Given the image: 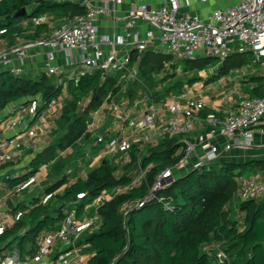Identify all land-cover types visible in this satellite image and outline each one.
<instances>
[{"label":"trees","instance_id":"trees-1","mask_svg":"<svg viewBox=\"0 0 264 264\" xmlns=\"http://www.w3.org/2000/svg\"><path fill=\"white\" fill-rule=\"evenodd\" d=\"M24 8L27 15L15 18ZM85 13L84 7L70 0H0V40L13 45L20 37L41 39L49 36L52 29L49 23L36 24L39 19L50 16L58 23ZM247 54H232L221 64L217 58L190 61L177 84L157 94L181 95L186 85L193 87L204 81L199 75L203 71L217 68L214 76L218 79L229 77L232 71L243 66ZM136 59L135 53L132 62ZM171 59L169 55L147 52L139 66L145 85L155 90L157 84L173 80L175 71L170 70L165 75L166 63ZM174 68L173 65L172 70ZM102 78V72L96 71L82 76L75 81L77 84L74 80L68 82L69 97L63 101L51 143L27 167L29 173L5 181L7 190L15 193L43 167L48 169L49 185L39 189L41 195L24 202L20 196L28 187L14 194L16 210L11 214L22 212L23 215L0 235V256L4 257L13 248H18L23 255L33 253L42 236L61 227L71 208L84 216L85 206L91 205L96 197L130 185V178L124 175L132 165L122 161L125 154L108 159V164L104 159L86 160V155L96 147V139L88 132L90 115L103 105L110 92L121 91L116 88L119 77ZM208 80L215 81V78L208 77ZM253 80H264V77ZM132 87L130 96L135 97L140 87ZM64 90L63 85L46 73L29 78L3 72L0 74V110L9 104L35 98H41L46 107L52 100H59ZM249 96L263 97L264 84L257 82ZM209 113L219 115L208 108L205 114ZM184 146L180 139H167L141 153L142 166L148 170L146 182L130 187L128 192L100 209L101 226L93 233H86L81 241L86 245L84 253L90 256L87 264H264V199L236 202L238 179L264 171V161L197 168L176 178L174 184L159 192L163 202L152 201L141 208L124 211V204H137L148 195L160 173L178 165ZM138 154L136 146L127 152L133 162ZM77 160L82 164L77 165ZM71 168L74 171L68 175L67 170ZM70 179L74 180L68 184ZM82 194L86 196L79 200ZM16 198H19L17 203ZM206 247L221 250L227 261L208 254Z\"/></svg>","mask_w":264,"mask_h":264},{"label":"built area","instance_id":"built-area-1","mask_svg":"<svg viewBox=\"0 0 264 264\" xmlns=\"http://www.w3.org/2000/svg\"><path fill=\"white\" fill-rule=\"evenodd\" d=\"M70 1L84 7L86 13L66 19L54 31L49 40L52 48L49 61L54 60L58 50H64L68 54V64H76L79 72L63 77L59 67L48 63L43 73L59 76L57 83L64 87L70 80L77 82L85 74L96 71L102 72L103 80L108 75L119 76L116 88L121 91L110 92L103 105L90 115L88 132L96 139V147L111 137L99 157L93 159L94 162L125 154L122 161L132 165L124 175L130 178V185L96 197L91 205L85 206L84 216H79L77 210L71 208L61 227L42 236L33 253L23 255L18 248H13L0 257V264H87L86 245L81 242L83 236L99 229V211L106 203L125 194L130 187H139L146 182L148 170L142 166L141 153L149 146L176 138L185 145L178 165L160 173L148 195L137 204H124V211L141 208L152 201L163 202L159 192L174 184L178 170L187 168L189 160L200 150L202 155L193 170L219 164L222 157L236 147L251 145L255 129L264 134V96L232 101L234 107L226 114H205L210 107L202 93L195 97L190 92L192 88L188 90L186 85L181 95H158V92L163 93L166 84H157L152 90L140 77L139 67L147 52L169 55L177 62L204 58H217L223 62L235 52L251 54L259 63L264 61V0H241L225 11L211 13L207 19L198 14L182 13L183 9L192 7V0H161L162 5L158 7L135 0L129 17L121 18L122 25L119 26L116 23L119 21L118 10L126 0ZM108 20L112 21V33L100 38V23ZM148 26L150 28H145ZM237 42L240 44L238 48ZM135 53L137 59L132 62ZM27 59L26 50L0 51V74L22 75ZM133 85L143 89L140 93L135 92V97L130 96ZM61 102L60 98L47 104L48 113H57ZM40 107L28 108L19 104L10 108L8 113L0 110V122L18 114L30 115L36 120ZM41 124L47 127L46 122ZM11 126L18 128L19 132L0 140V177L6 180L15 177L8 174L5 166L25 163L27 151L39 150V139L34 129L22 120H14ZM133 146L140 152L135 162L127 156ZM89 156L86 155V160ZM81 164L78 160L77 165ZM73 171L74 168L68 169L67 174L71 175ZM34 180L31 179L15 193L32 185ZM73 180L70 179L68 184ZM15 193L9 191L0 197V235L23 215L22 212L11 214L8 210V202L13 200ZM85 196L79 195L78 199ZM236 196L242 202L264 199V181L259 177H240ZM205 251L227 261V256L219 249L206 247Z\"/></svg>","mask_w":264,"mask_h":264},{"label":"crops","instance_id":"crops-1","mask_svg":"<svg viewBox=\"0 0 264 264\" xmlns=\"http://www.w3.org/2000/svg\"><path fill=\"white\" fill-rule=\"evenodd\" d=\"M140 1L142 3H144V2L151 3L154 6L157 5L156 7L162 5L161 0H148V1L140 0ZM240 1L241 0H207V2L203 3L202 0H192V7L190 9H188V8L183 9L182 13L198 14L202 18L207 19L211 13L216 12V11H225L228 7L235 6ZM132 3H135V0H126L124 6H122L118 10V20L119 21L116 22L118 26L122 25V21H120L121 18L129 17V11H130V7H131ZM65 20H61L57 23V21L53 20L52 17L47 16V17H43V18L39 19L38 21H36L35 22L36 24H39L40 22L41 23H49L50 28L52 29L49 36L41 38V39H37V40L29 39L28 40V39H24L23 37H20V38H18L17 42L13 45H10L9 42L6 40H0V41L5 42V45L8 48L6 51H9L10 49H12L14 51L16 49H22L24 51L26 50L28 59L26 60L24 67H23L24 68V71L22 72L23 75L28 76L29 78H35L38 75L42 74L43 71L45 72V68H46L48 63H50L51 66L59 67L61 69L60 75H63V77H66L70 74H76L79 72V68L76 64H74V65L68 64V62H67L68 54L64 50H58V52L55 53L54 60L52 62L49 61V55L52 52V48L49 45V40L52 39L54 31ZM111 28H112V21L111 20L101 22L100 23V30H99L100 38L105 37L107 35H110V33H112ZM145 28H150V27L148 26ZM30 33H32V31ZM235 45L237 48L240 47V44L238 42L235 43ZM236 53L241 54L240 52H235V54ZM15 63L18 64L17 62H15ZM260 63H264V61H262ZM175 64L176 65H174V66H176L177 70L175 68H174L175 70L174 69L172 70L173 65H168V66L166 65L167 69L170 68L169 70L175 71L177 73L179 70V64H177V63H175ZM242 71H243L242 68H239V69L237 68L236 70L232 71L231 76H230L232 78V81H234V78H236V79L243 78ZM234 76H236V77H234ZM50 77L53 78L55 82H58V80L60 78L59 76H50ZM117 77H119V76H117ZM159 79H162V78H159ZM224 83H226L224 80L222 81V79H217L215 85L221 87V86H223ZM238 83H237V85L239 88L240 82H238ZM213 85L214 84L208 85L207 87L204 88V90L211 91V88L215 87ZM256 85L257 84H254L253 87H255ZM221 92H223V89L218 90L216 88L215 92H213L211 96L203 97V98H205V100L208 103V106L210 107L209 108L210 112L213 111L214 113L218 112L219 114H226V112H228V111L230 112V110L234 107L235 103L232 101H238L240 99L251 98L250 96L244 95L242 93V91H239V93L234 94L233 95L234 97H232L231 94H227V92H226V95L223 96L224 93H221ZM193 96L197 97L196 95H193ZM199 97H200V95H199ZM61 99H62V102H61L62 105H61V108L59 109V111L58 110L56 111L57 113H48L47 108L43 107V101L41 98L25 99L22 101H18V102L9 104L6 108L3 109L5 111V113H8L10 111V108H12L15 105H19V104H25L28 108H30L34 105H40L41 106L39 108V115H38L36 120H33V118L30 115L18 114V115H15L14 117H11L13 119H11L9 117L6 119V121L0 122V140L8 138L10 136H13L19 132L18 128H13L11 126V123L14 120H20V121L22 120L23 122L27 123L30 126L29 128H32L35 130V134L39 139V150H38V152L33 151V150L27 151L25 153V158H26L25 163L20 162V163H17L16 165L9 166L6 169V170H8V174L10 176L19 177V175L16 174V172H19L20 170H22L23 167L27 168L30 165L28 163L29 162L28 159L29 158L34 159L35 155L37 153L42 152L51 143V134L56 128V121L61 116V111H62V108L64 105V102H63L64 97H61ZM209 114H213V113H209ZM44 122L47 123V127H44L41 124ZM52 122H54V124ZM105 123L108 125V122H105ZM252 133H253V140H252L251 145H249L245 148L236 147L234 150H232V151L228 152L226 155H224L222 157L220 163H223V164H225V163L245 164V163H251L254 161H264V134H262L257 129H255ZM201 152H202V150L197 152L196 155H194L189 160L187 168H182L180 171L178 170L177 173L179 175L176 174L177 178L187 175L190 171H192L194 169V166L197 165L198 160L202 155ZM100 154H101V152H100ZM45 168H47V166H45ZM40 172L38 174H36L35 177L32 178L35 180H34L32 185L27 186L28 189L33 187L34 184L36 186V183L39 182V176L42 174ZM45 172H46V178L43 177L44 181H46L48 179V169H46ZM1 173H3V172H1ZM23 174H25V173L23 172ZM246 176H248V175H246ZM250 177H259V179L261 181H264V171H256V173H253ZM5 181H7L5 179V177H3V178L0 177V194H1L0 197L5 195V193L9 192V190H7V188H6V182ZM27 183H29V182H27ZM236 207H237V205L235 206V209L237 210ZM86 257H87V259H89L90 258L89 254H86Z\"/></svg>","mask_w":264,"mask_h":264},{"label":"rangeland","instance_id":"rangeland-1","mask_svg":"<svg viewBox=\"0 0 264 264\" xmlns=\"http://www.w3.org/2000/svg\"><path fill=\"white\" fill-rule=\"evenodd\" d=\"M232 46L234 47V45H232ZM7 49L8 48L5 45V42L0 41V51H6ZM10 50H12V49H10ZM175 63L179 64V70L176 73V77L173 78V80L165 81L166 88H167V86H171V85L173 86V85L177 84V81L179 80V78H181V75L183 74V69L188 64V62H185V61L177 62L176 59L174 58V59L167 61L166 65L167 66L168 65H176ZM221 63L222 62H220V64ZM241 68L243 69V71H242L243 78L236 79V78H234L236 76H234L233 77L234 81H232V78L230 76L229 77L224 76L223 78H224V81L226 83H224L223 86H221V87L215 85V83L219 77L214 76L213 70L212 71L211 70L210 71H203L199 75H200V77H202L204 79V81L195 84L193 87L189 86L188 90H190V88H192V90H190V92H193L194 93L193 95H196L197 97H199V95L202 91H203L202 92L203 97H207V96L209 97L212 95L213 92H215L216 88L218 90L223 89V92H221V93H224L223 96H225L226 92H227V94H231L232 97H234L233 95L236 93H239V91H242V93L244 95L249 96V94L251 93V90L253 89L254 84H257L256 82H258V83L260 82L261 84H264V80H259V81L253 80L255 77H264V63H258L255 60L254 56H252L251 54H247V55H244V64ZM166 71L167 72H165V75H167L168 72H171L169 69H167ZM169 74L174 75L173 73H169ZM208 77L209 78H215V81L208 80ZM223 78H221L222 81H223ZM206 81H208V82H206ZM184 82H185V80H184ZM238 82H240L239 88L237 85ZM74 83L77 84L75 81H74ZM211 84H214L213 86H215L214 87L215 89L211 88V91L204 90L205 87H207L208 85H211ZM64 88H65V90H64V93L62 94L61 97H64V99H66L67 97H69L68 85L65 84ZM141 90H143V89H141V88L138 89V93H140ZM85 104H83V105H85ZM108 126H110L109 122H108ZM110 139H111V137H107L104 144L101 143L98 147H93L92 151L90 152L91 154H89L92 158H90V156H89V158H87V162H89L90 159L97 158L100 154L101 149L105 146V144L109 143ZM37 154L35 155V157L37 156ZM28 160H29L28 163L31 164L34 159L29 158ZM26 169H27L26 167H23L22 170H20L19 172H16V174H18L19 176L24 175L23 172L25 174H27L28 169L27 170ZM46 169L47 168H45V167H43L41 169L40 173H42V174L39 176V182L36 183V186L34 184L32 188L28 189L25 193L22 194L21 197L24 199V202H29L32 198H35V197L41 195V193H39V189H45V185H46V187H47V185H49L48 184L49 180L44 181V178H43V177L46 178V172H45ZM176 174L179 175L178 173H176ZM246 177H250V176H246ZM17 202H19L18 198H16L15 203H17ZM236 202H239V199L236 200ZM0 257H2V256H0Z\"/></svg>","mask_w":264,"mask_h":264},{"label":"water","instance_id":"water-1","mask_svg":"<svg viewBox=\"0 0 264 264\" xmlns=\"http://www.w3.org/2000/svg\"><path fill=\"white\" fill-rule=\"evenodd\" d=\"M25 15H27V10L24 8V9H22L21 11H19L17 14H15L14 17H15V18H19V17H24ZM108 162H109L108 159H105V160H104V163H105V164H108ZM8 210H9L10 212H14V211L16 210V206H15L13 200H10V201L8 202Z\"/></svg>","mask_w":264,"mask_h":264}]
</instances>
